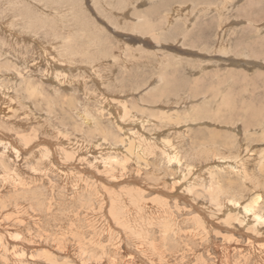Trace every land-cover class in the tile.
<instances>
[{
  "label": "rangeland",
  "instance_id": "rangeland-1",
  "mask_svg": "<svg viewBox=\"0 0 264 264\" xmlns=\"http://www.w3.org/2000/svg\"><path fill=\"white\" fill-rule=\"evenodd\" d=\"M103 1H107L108 6ZM112 1L0 0V264H74L75 261L76 264H132L131 261H134L133 264H161L164 258L169 261L168 264H212L214 260L215 264H264L261 250L251 251L264 243V226L253 231L250 229L253 223L241 224L239 217L234 215L236 212L226 208L229 199L239 200L244 205L256 194L264 196V160L259 163V154L264 151V0ZM74 11L76 13L72 15ZM53 12H56V17ZM3 56L12 59L8 62ZM162 79L163 83L160 82ZM166 83H169L171 91H168ZM160 87L162 90H156ZM129 107L132 108L130 113L126 110ZM248 113L257 116L250 122ZM126 114H129V119H125ZM163 114H166L165 117ZM167 115L172 118L168 116L167 119ZM162 117L166 122L162 121ZM150 121V125L146 124ZM160 127L162 131L155 134L154 131ZM145 129L148 133L144 132ZM148 142L150 145L147 146ZM138 144L141 149H138ZM39 146L43 147L39 149ZM12 147H16L19 153ZM174 152L181 157V164L172 160ZM136 154L140 155V161ZM62 156L69 158L63 159ZM239 159L245 164L246 178L233 169ZM62 165L69 167L67 169ZM209 173L212 174L208 177ZM122 176H126L125 180ZM188 188L189 194L186 193ZM216 190L218 193H215ZM217 195L219 206L214 202L218 199ZM111 197L114 201L118 197L117 204H113ZM144 199L150 202L145 200V203ZM262 203L258 212L264 215V197ZM103 204L104 208L98 209ZM212 204H215L214 213L209 211ZM205 206L210 213L207 208L203 209ZM220 206L224 207L225 216L217 212ZM154 208L159 211H154ZM160 211L163 214L166 212V215L161 216ZM229 211L234 218L227 216ZM201 214L206 221L203 227L195 219ZM149 216L151 220L157 218L156 222L151 221ZM173 216L181 224L175 228L169 222ZM129 224L133 228H127ZM105 230H109L108 233ZM113 233L119 238H115ZM120 235L123 238L128 235V239L126 237L124 241ZM110 236L118 244L110 240ZM16 237L20 240L14 241ZM96 237L100 238V243L96 242ZM137 237L142 240H137ZM152 241L159 244L164 255L157 257L158 254H152ZM101 243L102 247L99 246ZM226 252L230 256L228 263L223 258L227 256ZM248 253H251L250 257ZM245 256L249 259L246 260ZM220 258L223 261L219 263Z\"/></svg>",
  "mask_w": 264,
  "mask_h": 264
},
{
  "label": "bare ground",
  "instance_id": "bare-ground-1",
  "mask_svg": "<svg viewBox=\"0 0 264 264\" xmlns=\"http://www.w3.org/2000/svg\"><path fill=\"white\" fill-rule=\"evenodd\" d=\"M24 1H25V0H24ZM38 1H39V0H38ZM40 1H41V0H40ZM44 1H45V0H44ZM46 1H48V0H46ZM71 1H72V0H71ZM92 1H93V0H92ZM98 1H99V0H98ZM110 1H111V0H110ZM113 1H114V0H113ZM113 1H112V2H113ZM115 1H117V0H115ZM122 1H123V0H122ZM129 1H131V0H129ZM133 1H134V0H133ZM136 1H137V0H136ZM227 1H228V0H227ZM52 2H53V1H52ZM81 2H82V1H81ZM81 2H80V3H81ZM94 2L97 3V1H94ZM94 2H92V4H93ZM100 2H102V0H100ZM100 2H99V3H100ZM103 2H105V1H103ZM106 2H107V1H106ZM106 2H105V3H106ZM139 2H140V1H139ZM20 3L22 4V1H21ZM24 3H25V2H24ZM30 3H31V2H30ZM40 3H41V2H40ZM107 3H108V2H107ZM107 3H106V4H107ZM122 3H123V2H122ZM122 3H120L121 6H122ZM133 3H134V2H133ZM133 3H132V4H133ZM41 4H42V3H41ZM92 4H91V5H92ZM129 4H130V3H129ZM135 4H136V3H135ZM233 4H234V3H233ZM12 5H13V4H12ZM23 5H24V4H23ZM42 5H43V4H42ZM78 5H79V4H78ZM80 5H81V4H80ZM94 5H95V4H94ZM101 5H102V4H101ZM110 5H111V3H110ZM127 5H128V4H127ZM14 6H15V5H14ZM76 6H77V5H76ZM82 6H83V4H82ZM82 6H81V7H82ZM105 6H108V4L105 5ZM129 6H131V5H129ZM162 6H163V5H162ZM226 6H227V5H226ZM30 7H31V6H30ZM30 7H29V8H30ZM43 7H44V6H43ZM84 7H85V6H84ZM221 7H222V6H221ZM39 8H41V6H40ZM92 8H93V7H92ZM126 8H127V7H126ZM126 8H125V9H126ZM135 8H136V7H135ZM224 8H225V7H224ZM13 9H14V8H13ZM100 9H101V8H100ZM109 9H110V8H109ZM123 9H124V8H123ZM127 9H128V8H127ZM14 10H16V9H14ZM27 10H28V9H27ZM84 10H85V9H84ZM105 10H106V9H105ZM128 10H129V9H128ZM224 10H225V9H224ZM18 11H19V10H18ZM71 11H72V10H71ZM71 11H70V13H71ZM82 11H83V10H82ZM94 11H95V10H94ZM84 12H85V11H84ZM124 12H125V10H124ZM136 12H137V11H136ZM143 12H144V11H143ZM35 13H36V11H35ZM55 13H56V12H55ZM55 13L53 12L54 17L57 16ZM73 13H76V12H75V11L72 12V15H73ZM121 13H122V12H121ZM53 14H52V15H53ZM168 14H169V13H168ZM17 15H18V14H17ZM34 15H35V14H34ZM37 15H38V13H37ZM55 15H56V16H55ZM97 15H98V14H97ZM61 16H62V14H61L59 17H61ZM63 16H64V15H63ZM98 16H99V15H98ZM174 16H175V15H174ZM47 17H48V16H47ZM50 17H51V16H50ZM89 17H90V16H89ZM141 17H142V16H141ZM73 18H74V17H73ZM122 18H123V17H122ZM135 18H136V17H135ZM139 18H140V17H139ZM167 18H168V17H167ZM25 19H26V18H25ZM51 19H52V18H51ZM61 19H62V18H61ZM63 19H64V17H63ZM20 20H21V19H20ZM66 20H67V19H66ZM66 20H64V21H66ZM95 20H96V19H95ZM117 20H118V19H117ZM123 20H124V19H123ZM135 20H136V19H135ZM135 20H134V21H135ZM141 21H142V20H141ZM141 21H140V22H141ZM66 22H67V21H66ZM135 22H136V21H135ZM16 23H17V21H16ZM100 23H101V22H100ZM132 23H133V22L131 21V24H132ZM144 23H145V22H143V24H144ZM167 23H168V20H167ZM34 24H35V23H34ZM138 24H139V23H138ZM145 24H146V23H145ZM145 24H144L143 26H145ZM168 24H169V23H168ZM32 25H33V24H32ZM35 25H36V24H35ZM11 26H12V25H11ZM39 26H40V25H39ZM131 26H132V25H131ZM131 26H130V28H131ZM102 27H103V26H102ZM134 27H136V26L134 25ZM145 27H146V26H145ZM147 27H148V26H147ZM147 27H146V29H147ZM26 28H28V27H26ZM31 28H32V27H31ZM39 28H41V27H39ZM42 28H43V27H42ZM107 28H109V27H107ZM32 29H33V28H32ZM32 29H31V32H32ZM43 29H44V28H43ZM110 29H111V28H110ZM133 29H135V28H133ZM29 30H30V28H29ZM44 30H45V29H44ZM137 30H138V29H137ZM144 30H145V29H144ZM261 30H262V29H261ZM1 32H2V31H1ZM134 32H135V31H133L132 33H134ZM138 32H139V31H138ZM3 33H4V32H3ZM136 33H137V32H136ZM149 33H150V32H149ZM152 33H153V32H152ZM148 35H149V34H148ZM13 36H14V35H13ZM1 38H2V37H1ZM221 38H222V36H221ZM5 39H6V38H5ZM59 39H61V38H59ZM68 39H69V38H68ZM14 41H15V40H14ZM11 42H12V41H11ZM58 42H59V41H58ZM6 43H7V42H6ZM62 43H65V42L62 41ZM221 43H222V42H221ZM8 44H9V43H8ZM13 44H14V42H13ZM236 44H237V43H236ZM16 45H17V44H16ZM6 46H7V44H6ZM11 46H12V43H11ZM8 47H9V46H8ZM225 47H226V46H225ZM6 48H7V47H6ZM13 48H14V47H13ZM67 48H68V46H67ZM69 48H70V47H69ZM220 48H221V46H220ZM10 49H12V47H11ZM15 50H16V49H15ZM226 50H227V49H226ZM226 50H225V51H226ZM12 51H13V50H12ZM225 51H224V52H225ZM8 52H10V51H8ZM14 52H15V51H14ZM16 52H17V50H16ZM220 53H221V52H220ZM2 54H4V53L2 52ZM13 54H14V53H13ZM175 54H176V53H175ZM4 55H5V54H4ZM15 55H16V54H15ZM17 56H18V55H17ZM3 57L5 58V56H3ZM18 57H20V56H18ZM175 57H176V56H175ZM223 57H224V56H223ZM8 58H9V56H8ZM172 58H173V57H172ZM0 59H1V57H0ZM5 59L8 61V60H11L12 58H9V59L5 58ZM15 59H16V58H15ZM112 59H113V58H112ZM2 60H3V59H2ZM2 60H1V61H2ZM16 60H17V59H16ZM7 61H6V62H7ZM24 61H25V60H24ZM176 61H177V60H176ZM255 61H257V60H255ZM8 62H9V61H8ZM12 62H13V61H12ZM17 62H18V61H17ZM21 63H22V62H21ZM49 63H50V62H49ZM9 64H10V63H9ZM15 64H16V63H15ZM52 64H53V63H52ZM13 65H14V64H13ZM54 66H55V65H54ZM14 67H15V66H14ZM52 68H55V67H52ZM52 68H51V69H52ZM57 68H58V67H57ZM12 69H13V67H12ZM47 69H48V68H47ZM55 69H56V68H55ZM64 69H65V68H64ZM17 70H19V69L17 68ZM4 71H5V69H4ZM19 71H20V70H19ZM19 71H18V72H19ZM52 71H55V70L53 69ZM60 71H61V70H60ZM63 71H64V70H63ZM56 72H57V71H56ZM34 73H35V72H34ZM53 73H55V72H53ZM57 73L60 74V72H57ZM10 74H11V73H10ZM13 74H14V73H13ZM30 74H32V73H30ZM45 74H46V73H45ZM50 74H51V73H50ZM58 74H56V75H58ZM28 75H29V74H28ZM43 75H44V74H43ZM16 76H17V75H16ZM19 76H20V74H19ZM31 76H33V75H31ZM31 76H30V77H31ZM45 76H46V75H45ZM58 76H59V75H58ZM60 76H61V75H60ZM60 76H59V77H60ZM64 76H65V75H64ZM20 77H21V76H20ZM27 77H28V76H27ZM158 77H159V76H158ZM160 77H161V76H160ZM5 78H7V77H5ZM25 78H26V76H25ZM25 78H24V80H26ZM55 78H56V77H55ZM55 78H54V79H55ZM155 78H156V77H155ZM35 79H36V78H35ZM158 79H160V78H158ZM5 80H6V79H5ZM5 80H4V81H5ZM12 80H14V79H12ZM24 80H23V81H24ZM52 80H53V79H52ZM61 80H62V79H61ZM65 80H66V78H65ZM65 80H64V82H65ZM67 80H68V79H67ZM67 80H66V81H67ZM160 80H161V79H160ZM165 80H166V79H165ZM165 80H164V81H165ZM167 80H168V79H167ZM167 80H166V81H167ZM1 81H2V80H1ZM9 81H10V80H9ZM18 81H19V79H18ZM42 81H43V79L41 80V82H42ZM157 81H158V80H157ZM169 81H170V79H169ZM19 82H21V81H19ZM24 82H27V81H24ZM38 82H39V81H38ZM57 82H58V81H57ZM59 82H60V80H59ZM160 82L163 83V79H162V81H160ZM167 82H168V81H167ZM12 83H13V82H12ZM21 83H22V82H21ZM62 83H63V82H62ZM66 83H67V82H66ZM164 83H165V82H164ZM19 84H20V83H19ZM30 84H31V83H30ZM57 84H58V83H57ZM64 84H65V83H64ZM64 84H63V85H64ZM67 84H68V83H67ZM168 84H169V83H168ZM168 84L166 83V85H167L166 87H168V88H167L168 91H171L172 89L169 90L170 88H169ZM170 84H173V82L170 83ZM37 85H38V84H37ZM40 85H41V84H40ZM42 85H43V84H42ZM59 85H60V84H59ZM63 85H62V86H63ZM158 85H159V84H158ZM174 85H175V84H174ZM15 86H16V85H15ZM67 86H68V85H67ZM171 86H173V85H170V87H171ZM13 87H14V86H13ZM18 87H19V86H18ZM42 87H43V86H42ZM152 87H153V86H152ZM16 88H17V87H16ZM16 88H15V89H16ZM30 88H31V87H30ZM34 88H35V87H34ZM172 88H173V87H172ZM24 89H25V87H24ZM38 89H39V88H37V90H38ZM154 89H155V88H153V90H154ZM157 89L162 90L161 87H160V88H156V90H157ZM33 90H34V89H33ZM160 90H159V91H160ZM16 91H17V90H16ZM20 91H21V90H20ZM43 91H44V89H43ZM149 91H150V89H149ZM154 91H155V90H154ZM30 92H31V91H30ZM45 92H46V91H45ZM162 92H163V91H162ZM165 92H167V90H166ZM33 93H34V92H33ZM42 93H43V92H42ZM42 93H41V94H42ZM143 93H146V92L144 91ZM159 93H160V92H159ZM169 93H170V92H169ZM231 93H232V91L229 92L228 94L230 95ZM139 94H140V93H139ZM141 94H142V92H141ZM146 94H147V93H146ZM148 94H149V93H148ZM33 95H34V94H33ZM216 95H217V94H216ZM216 95H215V97H216ZM229 95H227V97H229ZM31 96H32V95H31ZM35 96H36V94H35ZM138 96H139V95H138ZM138 96H137V97H138ZM161 96H162V95H161ZM161 96H160V98H162ZM163 96H164V95H163ZM166 96H169V94L166 95ZM45 97H46V95H45ZM139 97H140V96H139ZM139 97H138V98H139ZM164 97H165V96H164ZM30 98H31V97H30ZM30 98L28 97V99H30ZM35 98H36V97H35ZM168 98H169V97H168ZM171 98H172V97H171ZM222 98H223V97H222ZM31 99H32V98H31ZM106 99H107V97H106ZM106 99H105V100H106ZM143 99H146V98H143ZM183 99H185V98H183ZM191 99H192V98H191ZM13 100H14V98H13ZM26 100H27V99H26ZM109 100H110V98H109ZM140 100H141V98H140ZM164 100H165V99H164ZM179 100H180V98H179ZM186 100H187V99H186ZM14 101H15V100H14ZM18 101H19V100H18ZM24 101H25V100H24ZM143 101H144V100H143ZM143 101L141 102V104L143 103ZM169 101H170V100H169ZM182 101H183V100H182ZM184 101H185V100H184ZM187 101H188V100H187ZM193 101H194V100H193ZM195 101H196V99H195ZM2 102H3V101H2ZM26 102H27V101H26ZM28 102H31V101H28ZM37 102H38V101H37ZM106 102H107V101H106ZM117 102H118V101H117ZM165 102H167V101H165ZM5 103H6V102H5ZM137 103H138V102H137ZM146 103H148V102H146ZM146 103H144L143 105H145ZM177 103H178V101H177ZM177 103H176V104H177ZM183 103H184V102H183ZM196 103H197V102H196ZM19 104H20V103H19ZM120 104H121V103H120ZM125 104H126V103H125ZM153 104H154V103H153ZM197 104H198V103H197ZM5 105H6V104H5ZM137 105H139V103H138ZM146 105L149 106V104H146ZM150 105H151V104H150ZM187 105H188V104H186L185 106H187ZM191 105H192V104H190V107H192ZM193 105H194V104H193ZM200 105H201V104H200ZM228 105H229V104H228ZM120 106H121V105H120ZM120 106H119V107H120ZM126 106H127V105H126ZM157 106H158V105H157ZM178 106H179V105H178ZM178 106H177V107H178ZM185 106H184V107H185ZM229 106H230V105H229ZM248 106H249V105H248ZM248 106H247V107H248ZM250 106H251V105H250ZM49 107H50V106H49ZM142 107H144V106H142ZM150 107H151V106H150ZM150 107H149V108H150ZM153 107H154V105H153ZM169 107H170V106H169ZM188 107H189V106H188ZM194 107H196V106H194ZM247 107H246V108H247ZM252 107H253V105H252ZM252 107H251V108H252ZM6 108H7V107H6ZM24 108H25V107H24ZM125 108H126V107H125ZM154 108H155V107H154ZM157 108H158V107H157ZM157 108H156V109H157ZM159 108H160V107H159ZM164 108H165V107H164ZM172 108H173V107H172ZM179 108H180V106H179ZM197 108H198V107H197ZM251 108H250V109H251ZM120 109H121V108H120ZM123 109H124V106H123ZM129 109H132V108L129 107V108L126 109V110H129ZM144 109L146 110V107H145ZM150 109H151V108H150ZM161 109H163V107H162ZM173 109H174V108H173ZM173 109H172V110H173ZM181 109H182V108H181ZM185 109H186V108H185ZM189 109H193V108H189ZM24 110H25V109H24ZM28 110H30V109H28ZM124 110H125V109H124ZM163 110H165V109H163ZM163 110H161V111H163ZM166 110H168V109H166ZM176 110H177V109H176ZM186 110H187V109H186ZM1 111H2V110H1ZM3 111H4V110H3ZM77 111H78V110H77ZM169 111H170V110H169ZM173 111H174V110H173ZM173 111H172V112H173ZM179 111H180V110H179ZM182 111H183V110H182ZM182 111H181V113H182ZM184 111H185V110H184ZM187 111H188V110H187ZM187 111H186V112H187ZM252 111H253V110H252ZM261 111H262V110H261ZM75 112H76V111H75ZM146 112H147V111H146ZM149 112H152V111H149ZM163 112H164V111H163ZM165 112H166V111H165ZM165 112H164V113H165ZM253 112H254V111H253ZM123 113H125V112H123ZM123 113H122V114H123ZM128 113H130V110H129ZM139 113L141 114V112H139ZM196 113H197V112H196ZM250 113H251V112H250ZM263 113H264V112H263ZM168 114H170V113H168ZM177 114H179V113H177ZM7 115H8V114H7ZM127 115H129V114H126V116H127ZM142 115H143V114H142ZM152 115H153V114H152ZM165 115H166V114H165ZM165 115L163 114L164 117H165ZM175 115H176V114H175ZM184 115H185V114H184ZM247 115L249 116V117H247V118H250V119H251L250 122H251L253 119H255L256 116H257L256 114L254 115V114H249V113H248ZM263 115H264V114H263ZM134 116H135V115H134ZM139 116H140V115H139ZM143 116H144V115H143ZM161 116H162V115H161ZM168 116L172 118L171 115H167V117H166L167 119H169ZM176 116H178V115H176ZM251 116H254V117H251ZM6 117H7V116H6ZM154 117H155V115H154ZM28 118H29V117H28ZM78 118H79V117H78ZM127 118L129 119L128 116L125 117V119H127ZM156 118H157V117H156ZM171 118H170V120H171ZM247 118L245 117V119H247ZM134 119H135V118H134ZM148 119H149V118H148ZM152 119H153V117H152ZM177 119H178V118H177ZM119 120H120V119H119ZM157 120H158V119H156V121H157ZM159 120H161V119H159ZM170 120H169V123H170ZM247 120H248V119H247ZM90 121H91V120H90ZM114 121H115V120H114ZM114 121H112V122H114ZM153 121H154V119H153ZM162 121H165V122H166V120H163V117H162ZM162 121L160 122V124L162 123ZM167 121H168V120H167ZM125 122H126V121H125ZM131 122H134L133 119H131ZM139 122H140V121H139ZM142 122H143V121H142ZM142 122H140V123H142ZM171 122H172V120H171ZM176 122H178V121H176ZM230 122H232V121H230ZM94 123H95V121H94ZM150 123H152V122L150 121L149 123H146V124H149V125H150ZM169 123H168V124H169ZM201 123H202V122H201ZM83 124H84V122H83ZM113 124H114V123H113ZM157 124H158V123H157ZM181 124H182V123H181ZM193 124H194V123H193ZM229 124H230V123H229ZM96 125H97V124H96ZM135 125H136V124H135ZM175 125H176V124H175ZM230 125H231V124H230ZM130 126H131V125H130ZM141 126H142V125H141ZM143 126H145V125H143ZM173 126H174V125H173ZM184 126H185V125H184ZM184 126H183V127H184ZM125 127H126V126H125ZM146 127H147V126H146ZM179 127H180V126H179ZM193 127H194V126H193ZM205 127H206V126H205ZM226 127H228V126H226ZM233 127L235 128V126H233ZM117 128H118V127H117ZM126 128H127V127H126ZM142 128H143V127H142ZM150 128H151V127H150ZM154 128H155V126H154ZM154 128H153V130H155ZM160 128H161V127H160ZM160 128H159V129H156L157 131H154L155 134H157L156 132H158V131H160V132L162 131V128H161V129H160ZM238 128H239V127H238ZM90 129H91V128H90ZM93 129H94V128H93ZM119 129H120V128H119ZM146 129H147V128H146ZM146 129H145V130H146ZM95 130L97 131V129H95ZM115 130H117V129H115ZM135 130H138V129H135ZM141 130H142V129H141ZM145 130H144V132L146 133L147 130H146V131H145ZM153 130H152V132H153ZM181 130H182V128H181ZM177 131H178V130H177ZM234 131H235V130H234ZM101 132H102V131H101ZM121 132H123V131H121ZM135 132H136V131H135ZM141 132H142V131H141ZM261 132H262V131H261ZM2 133H3V132H2ZM105 133H106V132H105ZM129 133H130V132H129ZM132 133H133V132H132ZM147 133H148V132H147ZM162 133H163V132H162ZM219 133H220V131H219ZM229 133H230V132H229ZM229 133H228V134H229ZM232 133H233V132H232ZM234 133H235V132H234ZM65 134H66V132H65ZM101 134H102V133H101ZM130 134H131V133H130ZM138 134H139V133H138ZM138 134H137V135H138ZM140 134H141V133H140ZM155 134H154V135H155ZM220 134H221V133H220ZM228 134H227V135H228ZM244 134H245V133H244ZM132 135H133V134H132ZM142 135H143V134H142ZM159 135H160V133H159ZM217 135H218V134H217ZM230 135H231V134H230ZM17 136H18V135H17ZM21 136H22V135H21ZM31 136H33V135H31ZM100 136H101V135H100ZM19 137H20V136H19ZM60 137H61V136H60ZM134 137H135V136H134ZM139 137H141V136H139ZM139 137L136 136V138H139ZM149 137H151V135H150ZM149 137H148V138H149ZM152 137H153V136H152ZM152 137H151V138H152ZM158 137H159V136H158ZM178 137H179V133H178ZM245 137H246V136H245ZM245 137H244V139H245ZM8 138H9V137H7V140H8ZM30 138H31V137H30ZM102 138H103V137H102ZM107 138H108V137H107ZM132 138H133V137H132ZM144 138H145V137H144ZM144 138H143V139H144ZM237 138H238V137H237ZM36 139H37V138H36ZM63 139H65V137H63ZM67 139H68V138H67ZM104 139H105V138H104ZM104 139H103V141H106V140H104ZM134 139H135V138H134ZM140 139L142 140V138H140ZM153 139H154V138H153ZM157 139H158V138H157ZM163 139H164V138H163ZM177 139H178V138H177ZM224 139H225V138H224ZM231 139H232V138H231ZM231 139H230V140H231ZM242 139H243V137H242ZM108 140H109V139H108ZM135 140H136V139H135ZM184 140H185V139H184ZM22 141H23V140H22ZM64 141H65V140H64ZM98 141H99V140H98ZM113 141H114V140H113ZM138 141H139V139L137 140V143H138ZM233 141H234V140H233ZM238 141H240L239 138H238ZM250 141H251V139H250ZM252 141H253V140H252ZM252 141H251V142H252ZM39 142H40V141H39ZM92 142H93V141H92ZM99 142H100V141H99ZM110 142H111V141H110ZM119 142H120V141H119ZM125 142H126V139H125ZM151 142H152V141H150V143H151ZM167 142H169V141H167ZM171 142H172V141H171ZM178 142H180V141H178ZM12 143H13V142H12ZM40 143H41V142H40ZM115 143H118V142H115ZM134 143H135V141H134ZM143 143H144V142H143ZM143 143H142V144H143ZM148 143H149V142H148ZM150 143L147 144V146L150 145ZM164 143H165V142H164ZM184 143H185V141H184ZM184 143H183V144H184ZM234 143H235V142H234ZM241 143H242V142H241ZM244 143H245V142H244ZM253 143H255V142H253ZM2 144H4V143H2ZM44 144H45V143H44ZM65 144H66V143H65ZM65 144H63V145H65ZM76 144H78V143H76ZM76 144H75V145H76ZM102 144H103V143H102ZM104 144H105V142H104ZM125 144H126V143H125ZM145 144H146V142H145ZM19 145H21V144H19ZM46 145H47V144H46ZM131 145H132V143H131ZM135 145H136V143H135ZM233 145L235 146L236 144H233ZM239 145H240V142H239ZM244 145H245V144H244ZM6 146H7V145H6ZM55 146H56V145H55ZM57 146H58V145H57ZM60 146H61V145H60ZM118 146H119V145H118ZM142 146H143V145H142ZM145 146H146V145H145ZM168 146H169V145H168ZM227 146H228V145H227ZM31 147H32V146H31ZM39 147H40V146H39ZM39 147H38V148H39ZM41 147H43V146H41ZM41 147H40L39 149H41ZM76 147H77V145H76ZM130 147H131V146H130ZM135 147H137V146H135ZM140 147H141V145H140ZM140 147H139V144H138V149H141ZM236 147H238V146L236 145ZM240 147H241V146H240ZM240 147H239V148H240ZM244 147H245V146H244ZM12 148H13V150H14L17 154L19 153V151H18V149H17L16 147H12ZM46 148H47V147H46ZM67 148H68V147H67ZM131 148H132V147H131ZM144 148H146V147H144ZM148 148H149V147H148ZM173 148H174V147H173ZM175 148H176V147H175ZM251 148H252V147H251ZM251 148H250V149H251ZM48 149H49V147H48ZM62 149H63V148H62ZM65 149H66V148H65ZM69 149H70V148H69ZM89 149H90V148H89ZM126 149H127V147H126ZM134 149H135V148H134ZM149 149H150V148H149ZM149 149H148V150H149ZM234 149H235V148H234ZM244 149H245V148H244ZM45 150H46V149H45ZM54 150H56V149H54ZM54 150H53V151H54ZM79 150H80V149H79ZM124 150H125V149H124ZM230 150H231V149H230ZM246 150H247V149H246ZM41 151H43V150H41ZM41 151H40V153H41ZM59 151H60V149H59ZM86 151H87V150H86ZM151 151H152V150H151ZM234 151H235V150H234ZM251 151H253V150H251ZM45 152H46V151H43V153H45ZM48 152H50V151H48ZM76 152H78V151H76ZM100 152H102V151H100ZM137 152H138V151H137ZM142 152H143V149H142ZM145 152H147V151H145ZM145 152H144V153H145ZM232 152H233V151L231 150V153H232ZM246 152H247V151H246ZM52 153H53V152H52ZM54 153H55V152H54ZM61 153H62V152H60V154H59L60 156H61ZM120 153H121V152H120ZM133 153H134V152H133ZM147 153H148V152H147ZM237 153L239 154L240 152L238 151ZM45 154H46V153H45ZM57 154H58V153H57ZM63 154H64V150H63ZM100 154H101V153H100ZM104 154H105V153H104ZM168 154H169V153H168ZM233 154H234V156L237 155L236 153H233ZM235 154H236V155H235ZM241 154H242V152H241ZM244 154H245V153H244ZM263 154H264V151H261L260 154H259V158H260V159H259V161H260L259 163H260V164H261V163L263 162V160H264V157H263L264 155H263ZM39 155H40V154H39ZM48 155H49V154H48ZM50 155H52V154H50ZM53 155H54V154H53ZM75 155H76V154H75ZM119 155H120V154H119ZM138 155H139V154H136V156H138ZM142 155H143V154H142ZM151 155H152V154H151ZM257 155H258V154H257ZM257 155H255V156H257ZM40 156H41V155H40ZM42 156H43V155H42ZM82 156H83V155H82ZM84 156H85V155H84ZM99 156H100V155H99ZM99 156H97V157H98L97 159H99ZM129 156H130V154H129ZM231 156H232V154H231ZM240 156H241V155H240ZM15 157H16V156H15ZM15 157H14V158H15ZM38 157H39V156H38ZM54 157H55V156H54ZM62 157H63V156H62ZM122 157H123V156H122ZM122 157H121V158H122ZM124 157H125V156H124ZM134 157H135V156H134ZM141 157H142V156H141ZM223 157H224V155H223ZM229 157H230V153H229ZM238 157H239V156L237 155V158H238ZM39 158H40V157H39ZM58 158H59V157H57V159H58ZM64 158H65V159H66V158H69V156H68V157H63V159H64ZM73 158L75 159V157H73ZM93 158H94V157H93ZM115 158H116V157H114V159H115ZM121 158H120V159H121ZM127 158H128V157H127ZM131 158H132V155H131ZM137 158H138V160H139L140 155H139V157H137ZM142 158H143V157H142ZM144 158H145V157H144ZM218 158H219V157H218ZM232 158H233V157H232ZM234 158H235V157H234ZM248 158H249V157L246 158L247 161L250 160V159L248 160ZM85 159H87V158H85ZM100 159H102V158L100 157ZM109 159H111V158H109ZM120 159H119V160H120ZM123 159H124V158H123ZM129 159H130V157H129ZM140 159H141V158H140ZM168 159H169V158H168ZM170 159H171V157H170ZM220 159H221V158H220ZM220 159H218V160H220ZM230 159H231V158H230ZM2 160H3V159H2ZM16 160H17V159H16ZM51 160H52V159H51ZM51 160H50V161H51ZM53 160H54V159H53ZM91 160H92V159H91ZM112 160H113V159H112ZM130 160H131V159H130ZM172 160H175L176 162H178V163L181 164V157H179L178 152H174V153H173ZM216 160H217V158L215 159V161H216ZM244 160H245V159H244ZM57 161H58V160H57ZM61 161H62V160H61ZM61 161H60V162H61ZM63 161H64V160H63ZM67 161H68V160H67ZM78 161H79V160H78ZM101 161H103V160H101ZM115 161H117V159H115ZM132 161H133V160H132ZM139 161H140V160H139ZM142 161H143V159H142ZM215 161H214V162H215ZM229 161H230V160H228V163H229ZM247 161H246V162H247ZM58 162H59V161H58ZM79 162H80V161H79ZM95 162H96V160H95ZM108 162H109V161H108ZM111 162H112V161H110V163H111ZM130 162H131V161H130ZM164 162H165V161H164ZM214 162H213V163H214ZM48 163H49V162H48ZM53 163H55V162H53ZM68 163H69V162H68ZM70 163H71V162H70ZM81 163H83V161H82ZM112 163L114 164V162H112ZM112 163H111V164H112ZM121 163H122V162H121ZM123 163H126V162L124 161ZM127 163H128V162H127ZM145 163H147V161H145ZM217 163H218V161H217ZM221 163H222V161H221ZM223 163H225V161H224ZM235 163H236V165H235V167H233V169H235V172L237 171L238 173L241 174L242 177L246 178L248 175H247V170H246V168H245V164H244V162L241 161V160L239 159V160L236 161ZM59 164H60V163H59ZM84 164H85V162H84ZM92 164H93V163H92ZM99 164H100V163H99ZM14 165H15V164H14ZM27 165H28V164H27ZM50 165H51V163H50ZM60 165H61V164H60ZM65 165H67V164H65ZM88 165H89V164H88ZM94 165H95V163H94ZM102 165H103V164H102ZM129 165H130V164H129ZM138 165H139V164H137V166H138ZM140 165H141V164H140ZM221 165H222V164H221ZM225 165H226V164H225ZM228 165H229V164H228ZM12 166H13V165H12ZM21 166H22V165H21ZM55 166H56V164H55ZM62 166H64V165H62ZM73 166H74V165H73ZM114 166H117V165H114ZM34 167H35V166H34ZM53 167H54V166H53ZM58 167H59V166H58ZM64 167H65V166H64ZM66 167H67V166H66ZM66 167H65V168H66ZM68 167H69V166H68ZM68 167H67V169H68ZM70 167H71V164H70ZM85 167L88 168L87 166H85ZM103 167H104V166H103ZM107 167H108V165H107ZM117 167L120 168L121 166H120V167L117 166ZM140 167H141V166H140ZM226 167H227V166H226ZM14 168H15V167H14ZM54 168H55V167H54ZM56 168H57V166H56ZM60 168H61V167H60ZM121 168H122V167H121ZM125 168H126V167H125ZM125 168H124V169H125ZM220 168H221V166H220ZM227 168L229 169V167H227ZM253 168H254V167H253ZM15 169H16V168H15ZM15 169H14V170H15ZM36 169H37V168H36ZM58 169H59V168H58ZM62 169H64V168L62 167ZM67 169H66V170H67ZM70 169H71V168H70ZM73 169H76V168H73ZM109 169H110V168H109ZM189 169H191V168H189ZM199 169H200V168H199ZM199 169H198V171H199ZM209 169H210V168H209ZM222 169H225V167H224V168L222 167ZM222 169H221V170H222ZM60 170H61V169H60ZM105 170H106V169H105ZM112 170H114V169H112ZM126 170H127V168H126ZM194 170H195V169H194ZM215 170H216V169H215ZM217 170L220 172L219 169H217ZM34 171H35V170H34ZM50 171H51V170H50ZM56 171H57V170H56ZM61 171H62V170H61ZM68 171H69V170H68ZM72 171H74V170H72ZM108 171H109V170H108ZM118 171H120V170H118ZM129 171H130V170H129ZM223 171H224V170H223ZM258 171H259V170H258ZM31 172H32V170H31ZM92 172H93V171H92ZM96 172H97V171H96ZM106 172H107V171H106ZM125 172H126V171H125ZM215 172H216V171H215ZM215 172H214V173H215ZM219 172H218V173H219ZM13 173H15V172H12V174H13ZM33 173H34V172H33ZM38 173H39V172H38ZM81 173H83V172H81ZM107 173H108V172H107ZM109 173H110V171H109ZM109 173H108V174H109ZM139 173H140V172H139ZM207 173H208V172H207ZM216 173H217V172H216ZM22 174H23V173H22ZM41 174H42V173H41ZM95 174H96V173H95ZM111 174H112V173H111ZM113 174H114V173H113ZM126 174H127V173H126ZM211 174H212V173H211ZM211 174L209 173V174H208V177H209V175H211ZM226 174H227V173H226ZM240 174H239V175H240ZM262 174H263V173H262ZM25 175H28V174H25ZM82 175H83V174H82ZM87 175H88V174H87ZM96 175H97V174H96ZM109 175H110V174H109ZM118 175H119V174H117V176H118ZM196 175H197V174H196ZM214 175H215V174H214ZM219 175H221V174H219ZM233 175H236V174L233 173ZM246 175H247V176H246ZM11 176H12V175H11ZM11 176H10V177H11ZM19 176H20V175H19ZM19 176H18V177H19ZM104 176H106V175H104ZM127 176H128V174H127ZM198 176H199V175H198ZM205 176H206V175H205ZM212 176H213V175H212ZM229 176H231V175H229ZM241 176H240V177H241ZM26 177H27V176H26ZM122 177H123V176H122ZM125 177H126V176L123 177L124 180H125ZM206 177H207V176H206ZM232 177H233V176H232ZM6 178H7V177H6ZM28 178H29V177H28ZM36 178H37V177H36ZM87 178H88V177H87ZM95 178H96V177H95ZM95 178H94V180H95ZM105 178H106V177H105ZM107 178H108V177H107ZM110 178H111V176H110ZM213 178H214V177H213ZM217 178H218V177H217ZM237 178H238V177H237ZM237 178H236V179H237ZM251 178H253V177H251ZM26 179H27V178H26ZM31 179H32V178H31ZM31 179H30V180H31ZM112 179H114V178H112ZM189 179H190V178H189ZM192 179L194 180V178H192ZM196 179H198V178H196ZM199 179H200V177H199ZM199 179H198V180H199ZM201 179H202V178H201ZM201 179H200V180H201ZM206 179H207V178H206ZM206 179H205V180H206ZM218 179H219V178H218ZM239 179H240V178H239ZM11 180H12V179H11ZM11 180H10V181H11ZM13 180H14V179H13ZM88 180H89V179H88ZM94 180H93V181H94ZM114 180H115V179H114ZM120 180H121V179H120ZM200 180H199V181H200ZM251 180H252V179H251ZM65 181H66V180H65ZM90 181H92V180H90ZM106 181H107V180H106ZM109 181H110V180H109ZM185 181H186V180H185ZM189 181H191V180H189ZM195 181H197V180H194V182H195ZM201 181H203V179H202ZM206 181H207V180H206ZM206 181H205V183H206ZM210 181H211V180H209L208 182H210ZM214 181H215V179H214ZM214 181H212V182H214ZM244 181H245V179H244ZM262 181H263V180H262ZM6 182H7V181H6ZM23 182H24V181H23ZM86 182H87V181H86ZM112 182H113V181H112ZM114 182H115V181H114ZM122 182H123V181H122ZM126 182H128V181H126ZM137 182H138V181H137ZM191 182H192V181H191ZM191 182H189V183H191ZM217 182H218V181H217ZM241 182H242V181H241ZM249 182H250V181H249ZM14 183H15V180H14ZM69 183H71V182H69ZM101 183H103V182L101 181ZM106 183H107V182H106ZM123 183H124V182H123ZM140 183H141V182H139V184H140ZM175 183H176V182H175ZM186 183H187V182H186ZM197 183H199V182H197ZM214 183H215V182H214ZM251 183H252V182H251ZM58 184H59V183H58ZM83 184H84V183H83ZM85 184H86V183H85ZM99 184H100V183H99ZM139 184H138V185H139ZM183 184H185V183H183ZM199 184H200V183H199ZM209 184H211V183H209ZM217 184H218V183H217ZM21 185H22V184H21ZM71 185H72V184H71ZM88 185H91V184H88ZM100 185H101V184H100ZM119 185H120V184H119ZM121 185H122V184H121ZM123 185H124V184H123ZM176 185H178V184H176ZM186 185H187V184H186ZM205 185H206V184H205ZM213 185L215 186V184H213ZM249 185H251V184H249ZM17 186H18V185H17ZM22 186H23V185H22ZM76 186H77V184H76ZM93 186H94V185H93ZM104 186H105V185H104ZM116 186H117V185H116ZM178 186H179V185H178ZM188 186H189V185H188ZM194 186H195V185H194ZM216 186H217V185H216ZM218 186H219V185H218ZM253 186H254V185H253ZM257 186H258V185H257ZM263 186H264V184H263ZM263 186H262V188H263ZM13 187H14V186H13ZM71 187H72V186H71ZM89 187H90V186H89ZM95 187H97V184H96ZM95 187H94V188H95ZM109 187H111V185H109ZM119 187H121V186H119ZM122 187H123V186H122ZM125 187H126V186H125ZM141 187H142V186H141ZM185 187H186V186H185ZM197 187H198V186H197ZM210 187H211V186H210ZM220 187H222V186H220ZM248 187H250V186H248ZM254 187H255V186H254ZM254 187H253V188H254ZM67 188H68V187H67ZM73 188H74V187H72L71 190H74ZM135 188L137 189L136 185H135ZM139 188H140V187H139ZM142 188H143V187H142ZM193 188H194V187H193ZM193 188H192V190H193ZM214 188H215V187H214ZM256 188H257V187H256ZM79 189H80V185H79ZM79 189L77 188V191H78ZM96 189H98V187H97ZM99 189H100V187H99ZM118 189H119V188H118ZM128 189H129V187H128ZM136 189H134L133 191H135ZM182 189H183V188H182ZM205 189H206V188H205ZM222 189H224V188H221V190H222ZM226 189H227V188H226ZM229 189H230V188H229ZM258 189H259V188H258ZM258 189H257V190H258ZM113 190H114V189H113ZM130 190H132V189H130ZM139 190H140V189H139ZM183 190H184V189H183ZM192 190H191V191H192ZM195 190H196V189H195ZM195 190H194V191H195ZM203 190H204V189H203ZM231 190H232V189H231ZM252 190H253V189H252ZM255 190H256V189H255ZM115 191H117V190H115ZM115 191H114V192H115ZM184 191H185V190H184ZM188 191H189V188L186 190V193H188ZM201 191H202V190H201ZM207 191H208V190H207ZM210 191H211V190H210ZM210 191H209V192H210ZM74 192H75V190H74ZM84 192H86V191H84ZM84 192H83V193H84ZM123 192H124V190H123ZM129 192H130V191H129ZM129 192H128V193H129ZM136 192H138V191L136 190ZM143 192H144V190H143ZM143 192H141V193H143ZM216 192L218 193V190H216L215 193H216ZM230 192L232 193L233 191H230ZM258 192H259V191H258ZM81 193H82V191H81ZM124 193H126V192H124ZM189 193H190V191H189ZM189 193H188V194H189ZM210 193H211V192H210ZM223 193H224V192H223ZM88 194H89V193H88ZM92 194H93V193H92ZM98 194H99V193H98ZM118 194H119V193H118ZM118 194L115 193V195H118ZM195 194H196V193H195ZM198 194H199V193H198ZM212 194H213V193H212ZM236 194H237V193H236ZM120 195H121V194H120ZM123 195H124V194H123ZM127 195H128V194L126 193V197L129 196V195H128V196H127ZM131 195H133V194H130V196H131ZM134 195H136V194H134ZM168 195H169V194H168ZM191 195H192V194H191ZM210 195H211V194H210ZM113 196H114V195H113ZM118 196H119V195H118ZM141 196H142V195H140V197H141ZM145 196H146V194H145ZM156 196H157V195H156ZM156 196H155V197H156ZM218 196H219V195H217V197H218ZM119 197L121 198L122 196H119ZM123 197H125V196H123ZM126 197H125V198H126ZM133 197H134V196H133ZM138 197H139V196H138ZM143 197H144V193H143ZM143 197H142V198H143ZM158 197H161V196H158ZM158 197H156V198H158ZM166 197H167V196H166ZM191 197H192V196H190V198H191ZM194 197H195V196H194ZM197 197H198V196H197ZM217 197H215V198H217ZM231 197H232V196H231ZM231 197H230V198H231ZM263 197H264V196H263ZM263 197H262L260 194H256L254 197L252 196V199H251V197H250V201H249L248 203L244 204V205L241 204V203L239 202V200H235V199H233V198H232L233 200H230V199L228 198L229 201H228V205L226 206V208L229 207V208L231 209V212H236L234 215H236V217H239V219H238V218H237V219L240 220V221L242 222L241 224H243V225H248V224L251 223V225H252V223H253L254 225H252V227H250V229H253V231H255V230H257V229H258V230H259V229H263V226H264V215H263L262 213H259V212H258V209L260 208L259 206L261 205V203H262V201H263ZM87 198H88V197H87ZM111 198H112V197H111ZM156 198H155V201H156ZM171 198H172V196H171ZM211 198H213V196H212ZM238 198H239V197H238ZM246 198H247V197H246ZM109 199H110V198H109ZM114 199H115V198H114ZM117 199H118V197H117ZM117 199H115V201H117ZM122 199H123V198H122ZM127 199H129V198H127ZM132 199H133V198H131V200H132ZM153 199H154V198H153ZM167 199H168V198H167ZM167 199H163V200H164V201H165V200L167 201ZM169 199H170V198H169ZM175 199H176V198H175ZM200 199H201V198H200ZM98 200H100V199H98ZM112 200H113V198H112ZM145 200L148 201L147 199H144L143 201L145 202ZM160 200H161V199H160ZM194 200H195V199H194ZM194 200H193V201H194ZM115 201L113 200V204L115 203ZM129 201H130V199H129ZM134 201H135V199H134ZM140 201H141V200H140ZM158 201H159V199H158ZM169 201H170V200H168V202H169ZM196 201H197V200H196ZM198 201H199V200H198ZM210 201H211V200H210ZM99 202L101 203V201H99ZM117 202H118V201H117ZM120 202H121V201H120ZM123 202H124V201H123ZM141 202H142V201H141ZM148 202H150V201H148ZM176 202H177V199H176ZM188 202H189V201H188ZM201 202H202V201H201ZM214 202H217V205L219 206V205H220L219 197H218L217 200L215 199ZM221 202H223V201H221ZM246 202H247V201H246ZM104 203H105V202H104ZM124 203H125V202H124ZM145 203H146V202H145ZM151 203H152V202H151ZM158 203H159V202H158ZM161 203H162V202H161ZM161 203H159V204L161 205ZM204 203H205V202H204ZM115 204H117V203H115ZM118 204H119V203H118ZM122 204H123V203H122ZM152 204H153V203H152ZM155 204H157V203H155ZM162 204L164 205L165 203H162ZM166 204H167V203H166ZM166 204H165V205H166ZM196 204H197V203H196ZM207 204H208V203H207ZM210 204H211V203H210ZM224 204H225V203H224ZM262 204H263V203H262ZM124 205H125V204H124ZM153 205H154V204H153ZM160 205H158V206H160ZM205 205H206V204H205ZM214 205H215V204H212V210H209L210 212L213 211V213H214V212L216 211V210H215V211L213 210ZM222 205H223V204H222ZM113 206H114V205H113ZM140 206H142V207H146V206H143V205H140ZM158 206H157V207H158ZM166 206H167V205H166ZM168 206H169V205H168ZM168 206H167V207H168ZM194 206H195V204H194ZM198 206H199V205H198ZM202 206H203V205H202ZM223 206H224V205H223ZM114 207H115V206H114ZM114 207H112V208H114ZM135 207H136V206H135ZM137 207H138V206H137ZM142 207H141V208H142ZM163 207H165V206H163ZM195 207H196V206H195ZM203 207H204V206H203ZM207 207H208V206H207ZM207 207L205 206V208H203V209L206 210ZM258 207H259V208H258ZM94 208H95V207H94ZM103 208H104V204H103V207H102V208H98V209H103ZM120 208H121V206H120ZM122 208H124V207H122ZM127 208H128V207H127ZM132 208H133V207H132ZM148 208H149V207H148ZM91 209H93V208H91ZM91 209H90V210H91ZM117 209H118V207H117ZM138 209H139V208H138ZM144 209H145V208H144ZM157 209H158V208H157ZM168 209H169V208H168ZM197 209H198V208H197ZM223 209H224V207L221 208V206H220L219 208H217V212H219L220 214H224ZM263 209H264V208H263ZM132 210H133V209H132ZM132 210H131V212H132ZM142 210H143V209H142ZM142 210H140V212H141ZM146 210H147V208H146ZM166 210H167V208H166ZM92 211H93V210H92ZM95 211H96V210H95ZM99 211H100V210H99ZM113 211H114V210H113ZM113 211H112V213H113ZM150 211H151V210H150ZM154 211H159V210H155V208H154ZM154 211H153V212H154ZM207 211H208V208H207ZM209 211H208V212H209ZM121 212H122V211H121ZM133 212H134V210H133ZM142 212H143V211H142ZM142 212H141V213H142ZM164 212H165V211H164ZM210 212H209V213H210ZM229 212H230V211H229ZM231 212L227 215L228 217H233V214H232ZM119 213H120V212H119ZM136 213H137V212H136ZM154 213H155V212H154ZM161 213H162L161 216L166 215V212H165V214H163V212L160 211V214H161ZM213 213H212V214H213ZM263 213H264V212H263ZM143 214H144V213H143ZM150 214H151V213H150ZM156 214H157V212H156ZM156 214H154V215H156ZM158 214H159V212H158ZM168 214H171V212L168 213ZM120 215L122 216V214H120ZM140 215H142V214H140ZM147 215H148V214H147ZM151 215H152V214H151ZM114 216H115V214H114ZM133 216H134V218H135V215H133ZM157 216H158V215H157ZM157 216H156V217H157ZM169 216H170V215H169ZM171 216H172V215H171ZM202 216H203L202 214H201L200 216H197L198 218L195 216V217H196L195 219H197L196 221L202 225L201 227H203V226L206 224V221L203 220L204 217H202ZM224 216H225V214H224ZM91 217L93 218V216H91ZM119 217H120V216H119ZM140 217H142V216H140ZM151 217H152V216H151ZM153 217H155V216H153ZM220 217H221V216H220ZM149 218H150V216H149ZM159 218H161V217L159 216ZM169 218L171 219V217H169ZM233 218H234V217H233ZM127 219H128V218H127ZM136 219H137V215H136ZM142 219H143V218H141V220H142ZM155 219H157V218H155ZM155 219L153 220V218H152V220L156 222ZM162 219H163V218H162ZM162 219H160V220H162ZM170 219H169V220H170ZM172 219H173V220H170V221L168 220V221L172 223V227L174 226L173 228H175L177 225H181V224H178V223H180V222L177 223L178 220H177L174 216H173ZM188 219H189V218H188ZM221 219H222V218H221ZM225 219H226V218H225ZM237 219H236V220H237ZM95 220L97 221V219H95ZM102 220H103V219H102ZM123 220L125 221V218H124ZM129 220H130V219H129ZM132 220H134V219H132ZM150 220H151V218H150ZM152 220H151V221H152ZM176 220H177V221H176ZM186 220H187V219H186ZM210 220H211V219H210ZM223 220H224V218H223ZM238 220H237V221H238ZM100 221H101V220H100ZM168 221H167V222H168ZM183 221H184V219H183ZM224 221H225V220H224ZM231 221H232V220H231ZM240 221H238V222H240ZM134 222H135V220H134ZM155 222H154V223H155ZM161 222H162V221H161ZM190 222H191V220H190ZM190 222H189V223H190ZM192 222H193V221H192ZM219 222H221V221L219 220ZM225 222H226V221H225ZM234 222H235V221H234ZM73 223H74V222H73ZM121 223H122V222H121ZM125 223H126V222H125ZM132 223H133V222H132ZM142 223H143V222H142ZM144 223H145V222H144ZM144 223H143V224H144ZM152 223H153V222H152ZM165 223H166V222H165ZM176 223H177V224H176ZM195 223H196V222H195ZM230 223H231V222H230ZM3 224H4V223H3ZM74 224H75V223H74ZM98 224H99V223H98ZM130 224H131V222H130ZM130 224L128 225V227H127V225H125V226H126L127 228H130V227L133 228V226H131ZM148 224H149V223H148ZM157 224H158V223H157ZM163 224H164V223H163ZM169 224H170V223H169ZM182 224H183V222H182ZM219 224H220V223H219ZM237 224H238V223H237ZM93 225H94V222H93ZM102 225H103V224H102ZM110 225H111V224H110ZM133 225H135V224H133ZM136 225H137V223H136ZM136 225H135V226H136ZM146 225H147V223H146ZM187 225H188V224H187ZM187 225H186V227H187ZM243 225H241L242 228H243ZM103 226H104V225H103ZM129 226H130V227H129ZM150 226H152V225H150ZM155 226H156V225H155ZM155 226H154V227H155ZM191 226H192V225H191ZM239 226H240V225H239ZM249 226H250V225H249ZM94 227H95V226H94ZM96 227H97V226H96ZM96 227H95V228H96ZM109 227H111V226H109ZM137 227H138V226H137ZM227 227H229V226H227ZM241 227H240V228H241ZM244 227H247V226H244ZM97 228H98V227H97ZM105 228H106V226H105ZM122 228H123V227H122ZM132 228H131V229H132ZM155 228H156V227H155ZM155 228H154V229H155ZM190 228H191V227H190ZM63 229H64V228H63ZM89 229H90V228H89ZM107 229H108V226H107ZM111 229H112V227H111ZM134 229H135V228H134ZM150 229H151V228H150ZM152 229H153V228H152ZM197 229H198V227H197ZM205 229H207V228H205ZM218 229H219V228H218ZM230 229H231V228H230ZM234 229H235V228H234ZM103 230H104V228H103ZM125 230H126V229H125ZM129 230H130V229H129ZM135 230H136V229H135ZM137 230H139V229H137ZM202 230H203V229H202ZM220 230L223 231L222 229H220ZM239 230H240V229H239ZM247 230H248V229H246V231H247ZM108 231H109V230H107V232H106V230H105V233H108ZM111 231H113V230H111ZM126 231H127V230H126ZM132 231H133V229H132ZM159 231H160V230H159ZM161 231H163V230H161ZM161 231H160V232H161ZM174 231H175V230H174ZM178 231H179V229H178ZM180 231H181V230H180ZM193 231H194V230H193ZM224 231H226V230H224ZM224 231H223V232H224ZM227 231H228V230H227ZM234 231H235V230H234ZM236 231H237V230H236ZM95 232H96V234H97V231H95ZM102 232H103V231H102ZM165 232L168 233V231H165ZM232 232H233V231H232ZM242 232H243V231H242ZM258 232H259V231H258ZM66 233H67V232H66ZM114 233H115V231H114ZM114 233H113V236H114ZM190 233H191V232H190ZM227 233H229V232H227ZM260 233H262V232H260ZM73 234L75 235V231H74ZM110 234H111V236H112V233H111V232H110ZM118 234H119V233H118ZM124 234H126V233H124ZM128 234H130L129 231H128ZM146 234H147V233H146ZM173 234H174V233H173ZM185 234H186V233H185ZM188 234H189V233H188ZM191 234H193V233H191ZM199 234H200V233H199ZM199 234H198V235H199ZM206 234H207V232H206ZM247 234H248V233H247ZM247 234H246V235H247ZM251 234H252V233H251ZM258 234H259V233H258ZM263 234H264V233H263ZM76 235H77V234H76ZM98 235H99V234H98ZM140 235H141V233H140ZM142 235H143V234H142ZM207 235H208V234H207ZM236 235H238V234H236ZM260 235H261V234H260ZM10 236H11V234H10ZM17 236H19V235H17ZM96 236H97V235H96ZM111 236H110V237H111ZM120 236H122V235H120ZM127 236H128V235H127ZM127 236H126V237H127ZM137 236H138V234H137ZM147 236H148V235H146V238H147ZM177 236H178V235H177ZM181 236H183V235H181ZM228 236H229V235H228ZM252 236H254V235L252 234ZM79 237H80V236H79ZM99 237H100V236H99ZM114 237H115V236H114ZM126 237L123 238V236H122V238L124 239V241H126ZM129 237H130V236H129ZM138 237H140V236H138ZM138 237H137V240H138V239L142 240V238H138ZM149 237H150V236H149ZM178 237H180V235H179ZM193 237H194V236H193ZM0 238H1V237H0ZM3 238H4V237H3ZM10 238H11V237H10ZM13 238H14V237H13ZM21 238H23V237H21ZM74 238H75V237H74ZM81 238H82V237H81ZM115 238H117V237H115ZM118 238H119V237H118ZM118 238H117V239H118ZM120 238H121V237H120ZM144 238H145V237H144ZM165 238H166V237H165ZM258 238H259V237H258ZM16 239H17V241H19V240H20V237H16V238L14 239V241H15ZM76 239H78V238H76ZM96 239H97L96 242L101 241V240H98V239H100V238H97V237H96ZM111 239H112V237L110 238V240H111ZM113 239H114V238H113ZM113 239H112V241H113ZM123 239H122V240H123ZM127 239H128V237H127ZM129 239H130V238H129ZM147 239H148V238H147ZM163 239H164V237H163ZM228 239H229V238H228ZM259 239H261V237H260ZM262 239H263V238H262ZM262 239H261V240H262ZM22 240H23V239H21V241H22ZM81 240H83V239H81ZM84 240H85V239H84ZM130 240H131V239H130ZM143 240H144V239H143ZM149 240H150V239H149ZM229 240H230V239H229ZM251 240H252V239H251ZM251 240H250V241H251ZM253 240H254V238H253ZM261 240H260V241H261ZM263 240H264V239H263ZM25 241H26V240H25ZM112 241H111V242H112ZM147 241H148V240H147ZM150 241H151V240H150ZM169 241H170V240H169ZM237 241H238V240H237ZM250 241H249V242H250ZM255 241H256V240H255ZM0 242H1V241H0ZM29 242H30V241H29ZM83 242H84V241H83ZM92 242H93V240H92ZM92 242H91V243H92ZM96 242H95V244L97 245ZM113 242H114V241H113ZM139 242H140V241H139ZM230 242H231V241H230ZM2 243L4 244V242H2ZM2 243H1V244H2ZM18 243H20V242H18ZM32 243H33V242H32ZM84 243H85V242H84ZM98 243H100V242H98ZM114 243L118 244L117 242H114ZM132 243H133V242H132ZM144 243H146V241H144ZM149 243H150V242H149ZM149 243H148V247H149V245H150ZM153 243H154V242L152 241V247H151V249H150V250L152 251V254H158L157 257H158V256L161 257V254L164 255L165 253H164L163 250L160 248V246H158L159 244H153ZM161 243H162V242H161ZM257 243H258V242H257ZM72 244H74V243H72ZM130 244H131V243H130ZM139 244H140V243H139ZM139 244H137V246H139ZM163 244H164V243H163ZM239 244H240V243H239ZM250 244H251V243H250ZM22 245H23V243H22ZM87 245H88V243H87ZM91 245H92V244H91ZM96 245H95V246H96ZM135 245H136V244H135ZM140 245H141V244H140ZM256 245H257V244H256ZM259 245H260V244H259ZM14 246H15V245H14ZM23 246H24V245H23ZM88 246H89V245H88ZM99 246L102 247V243L99 244ZM0 247H1V246H0ZM2 247H3V246H2ZM10 247H12V246H10ZM10 247H9V248H10ZM16 247H17V246H16ZM76 247H77V246H76ZM79 247H80V246H79ZM96 247H98V246H96ZM141 247L145 248L144 246H141ZM246 247H247V246H246ZM252 247H254V246H252ZM252 247H251V248H252ZM255 247H256V246H255ZM255 247H254V248H255ZM5 248H6V247H5ZM5 248H4V249H5ZM9 248H8V249H9ZM12 248H13V247H12ZM12 248H10V249H12ZM28 248H29V247H28ZM73 248L75 249V247H73ZM80 248H81V247H80ZM138 248H139V247H138ZM138 248H137V249H138ZM242 248H243V247H242ZM247 248H248V247H247ZM247 248H245V249H247ZM1 249H2V248H1ZM15 249H16V248H15ZM25 249H26V248H25ZM112 249H113V248H112ZM139 249H142V248H139ZM258 249L261 250L260 253H261V256H263V255H264V243H262L260 246L256 247L255 249H253V250H251V251L258 250ZM5 250H6V249H5ZM30 250H31V248H30ZM68 250H69V249H68ZM100 250H101V249H100ZM145 250H146V249H145ZM161 250H162V251H161ZM10 251H11V250H10ZM103 251H104V250H103ZM105 251H106V250H105ZM138 251H139V250H138ZM140 251H142V250H140ZM189 251H190V250H189ZM249 251H250V249H249ZM1 252H2V251H1ZM5 252H7V250H6ZM33 252H34V251L32 250V253H33ZM36 252H37V251H36ZM66 252H67V250H66ZM75 252H76V251H75ZM108 252H109V251H108ZM131 252H132V251H131ZM142 252H143V251H142ZM146 252H147V250H146ZM237 252H239V251H237ZM241 252H242V251H241ZM255 252H256V251H255ZM255 252H252V253L254 254ZM9 253H10V252H9ZM132 253H133V252H132ZM226 253H227V256L225 255V256H223V258H224V261L228 263V258L230 259V256H229V252H226ZM258 253H259V252H258ZM260 253H259V254H260ZM3 254H4V253H3ZM238 254H239V253H238ZM26 255H27V254H26ZM104 255H105V254H104ZM133 255H134V253H133ZM147 255H148V254H147ZM247 255L250 257V256H251V253H248ZM255 255H256V254H255ZM31 256H32V254H31ZM77 256H78V255H77ZM136 256H137V255H136ZM143 256H144V255H143ZM150 256H151V255H150ZM198 256H199V255H198ZM248 256H245V259H246V260L249 259ZM21 257H22V256H21ZM108 257H109V256H108ZM134 257H135V255H134ZM147 257H148V256H147ZM160 257H159V258H160ZM163 257H164V256H163ZM67 258H68V257H67ZM79 258H80V257H79ZM221 258H222V257H221ZM221 258L218 260L219 263H220V261H223V259L221 260ZM256 258H257V257H256ZM258 258H259V257H258ZM258 258H257V259H258ZM70 259H71V258H70ZM68 260H69V259H68ZM108 260H109V259H108ZM157 260H158V259H157ZM204 260H205V259H204ZM71 261H72V260H71ZM243 261H245V260H243ZM256 261H257V260H256ZM260 261H261V259H260ZM72 262H73V261H72ZM107 262H108V261H107ZM131 262H132V264H133L134 261H131ZM237 262H238V261H237ZM257 262H258V261H257ZM257 262H256V263H257ZM10 263H11V262H10ZM79 263H80V262H79ZM81 263H82V262H81ZM151 263H152V262H151ZM155 263H156V262H155ZM155 263H154V264H155ZM159 263H160V262H159ZM159 263H157V264H159ZM168 263H169V261H168L167 259H165V258H164V259H161V264H168ZM215 263H216V261L214 260V263H212V264H215ZM74 264H76V261H75ZM77 264H78V262H77ZM232 264H233V263H232ZM237 264H238V263H237Z\"/></svg>",
  "mask_w": 264,
  "mask_h": 264
}]
</instances>
